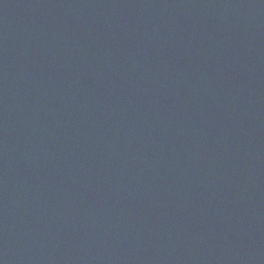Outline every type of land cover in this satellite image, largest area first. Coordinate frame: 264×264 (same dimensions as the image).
<instances>
[{
  "label": "water",
  "instance_id": "95a60500",
  "mask_svg": "<svg viewBox=\"0 0 264 264\" xmlns=\"http://www.w3.org/2000/svg\"><path fill=\"white\" fill-rule=\"evenodd\" d=\"M0 264H264V0H0Z\"/></svg>",
  "mask_w": 264,
  "mask_h": 264
}]
</instances>
